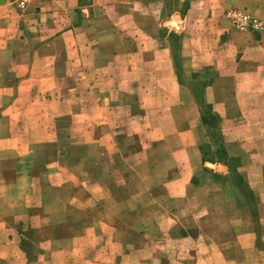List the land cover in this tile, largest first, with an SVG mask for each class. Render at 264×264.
<instances>
[{
    "label": "crops",
    "instance_id": "0c3cea01",
    "mask_svg": "<svg viewBox=\"0 0 264 264\" xmlns=\"http://www.w3.org/2000/svg\"><path fill=\"white\" fill-rule=\"evenodd\" d=\"M211 1L264 21V0H0V264H69V226L126 223L139 174H189L162 149L185 142L198 95L227 122L264 114V31L212 23Z\"/></svg>",
    "mask_w": 264,
    "mask_h": 264
},
{
    "label": "rangeland",
    "instance_id": "374dc122",
    "mask_svg": "<svg viewBox=\"0 0 264 264\" xmlns=\"http://www.w3.org/2000/svg\"><path fill=\"white\" fill-rule=\"evenodd\" d=\"M192 1L201 2L187 3ZM210 3L213 8L206 18L212 23H228L246 33L264 31V21L246 10ZM229 13L249 15L262 30L241 29ZM190 47L187 43V53ZM205 85L192 83L193 89L199 88L197 94L205 91ZM197 100L201 107L197 112L193 107V129L180 136L185 142L162 149L167 153L164 166L171 163L172 153L189 174L165 176L159 170L152 178L139 174L135 183L141 189L155 187L154 204L146 206L141 189L130 195L119 193L125 208L117 213L126 223L69 226L76 231V251L69 264H207L206 257L224 264H264V126H254L264 121V114L247 109L227 122L215 113L208 95H198ZM227 137L241 142L227 144ZM132 146L141 147L138 142ZM68 195L78 197L76 192ZM129 202L137 207H128ZM33 227L30 221L25 223V241ZM113 231L119 239H114ZM194 252L202 255L197 262L190 259Z\"/></svg>",
    "mask_w": 264,
    "mask_h": 264
},
{
    "label": "built area",
    "instance_id": "2783aa9c",
    "mask_svg": "<svg viewBox=\"0 0 264 264\" xmlns=\"http://www.w3.org/2000/svg\"><path fill=\"white\" fill-rule=\"evenodd\" d=\"M228 17L241 29L253 32H260L262 30V24L247 14L229 13Z\"/></svg>",
    "mask_w": 264,
    "mask_h": 264
}]
</instances>
